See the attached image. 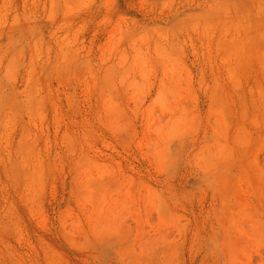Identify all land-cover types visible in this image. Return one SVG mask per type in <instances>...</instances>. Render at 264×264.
I'll return each mask as SVG.
<instances>
[{
	"label": "rangeland",
	"instance_id": "1",
	"mask_svg": "<svg viewBox=\"0 0 264 264\" xmlns=\"http://www.w3.org/2000/svg\"><path fill=\"white\" fill-rule=\"evenodd\" d=\"M0 264H264V0H0Z\"/></svg>",
	"mask_w": 264,
	"mask_h": 264
}]
</instances>
